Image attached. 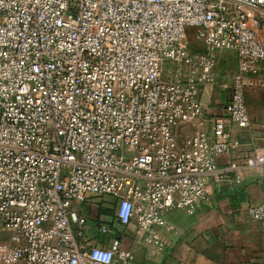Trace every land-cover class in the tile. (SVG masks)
<instances>
[{"label": "built area", "instance_id": "obj_1", "mask_svg": "<svg viewBox=\"0 0 264 264\" xmlns=\"http://www.w3.org/2000/svg\"><path fill=\"white\" fill-rule=\"evenodd\" d=\"M262 6L0 0V264H133L102 221L89 235L91 196L111 197L115 220L158 253L166 213L207 199L206 175L234 147L229 123L250 124L244 89L264 62L253 24ZM223 50L237 68L206 131L200 91ZM247 212L264 226V195Z\"/></svg>", "mask_w": 264, "mask_h": 264}, {"label": "crops", "instance_id": "obj_2", "mask_svg": "<svg viewBox=\"0 0 264 264\" xmlns=\"http://www.w3.org/2000/svg\"><path fill=\"white\" fill-rule=\"evenodd\" d=\"M253 24L264 42V6L255 10ZM215 59L214 82L200 91L206 131L222 114L237 68L233 50L218 51ZM244 102L250 124L242 128L229 123L234 147L217 156L215 171L206 175L207 199L193 213L181 209L166 213V224L155 228L162 241L158 253L152 244L142 241L134 223L121 226L115 218L96 217L110 229V237L131 249L133 264H264V226L251 220L247 212L264 195V62L249 75ZM194 129L189 125L178 130L179 141ZM90 200H97L98 208L104 207L105 201H113L109 196H91ZM7 240V233L0 227V242Z\"/></svg>", "mask_w": 264, "mask_h": 264}, {"label": "rangeland", "instance_id": "obj_3", "mask_svg": "<svg viewBox=\"0 0 264 264\" xmlns=\"http://www.w3.org/2000/svg\"><path fill=\"white\" fill-rule=\"evenodd\" d=\"M188 46L190 48L191 51H200L201 47L198 43H196L193 40V36L191 33H189L188 35ZM96 198H101V197H96ZM94 206H91L89 210H86L87 215L89 216L88 219V225H89V234H94L95 233V229H94V224H95V220L96 217L98 216H102L103 219H107V217L110 218H114V213H113V206L109 205L110 203L105 201V206L102 208H98L97 205H99V203L97 202V200H93L92 201Z\"/></svg>", "mask_w": 264, "mask_h": 264}]
</instances>
